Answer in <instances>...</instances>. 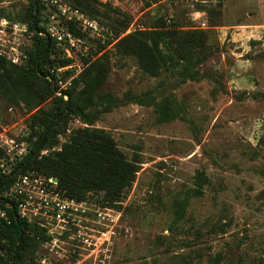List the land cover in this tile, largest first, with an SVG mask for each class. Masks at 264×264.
I'll use <instances>...</instances> for the list:
<instances>
[{"label":"rangeland","instance_id":"rangeland-1","mask_svg":"<svg viewBox=\"0 0 264 264\" xmlns=\"http://www.w3.org/2000/svg\"><path fill=\"white\" fill-rule=\"evenodd\" d=\"M98 2L102 10L110 5L131 16V33L161 18L168 26L202 32L211 56L199 68L198 80L183 83L174 73L151 77L135 59L120 58L109 47L112 70L103 91L125 103L111 110L99 107L93 127L109 133L128 158L138 155L143 163L122 208L111 209L108 228L92 218L84 230L57 237L47 233L51 239L41 246L37 262L264 264V0H162L149 8L141 0ZM27 5L28 0H0V50L19 57L22 66L29 64L34 47V33L19 20ZM49 11L45 6L41 13L46 32ZM86 15L99 22L103 35L82 30L94 57L99 44L114 36L112 20ZM69 24L63 20L62 29L69 30ZM78 59L83 71L92 62ZM77 70L58 75L66 80ZM143 94L157 101L174 95L183 119L161 123L152 106L127 103L128 96ZM36 111L0 101V126H29ZM87 126L73 118L55 150L73 130ZM202 174L206 181L193 193ZM187 197L186 216L174 225L172 205Z\"/></svg>","mask_w":264,"mask_h":264},{"label":"trees","instance_id":"trees-1","mask_svg":"<svg viewBox=\"0 0 264 264\" xmlns=\"http://www.w3.org/2000/svg\"><path fill=\"white\" fill-rule=\"evenodd\" d=\"M65 1L93 18L104 16L112 20L110 27L114 36L99 44L101 56L92 61L74 80L73 87L65 92L68 101L56 95L57 88L52 83L56 77L50 70L68 66L72 61L58 58L53 41L44 36L47 35L41 22L44 4L41 0H28L19 20L34 33V47L28 52L27 66L15 65L0 56V101L12 107L23 104L30 112L37 110L28 122L31 133L26 142L32 146V152L24 161L23 170L56 178L59 191L70 198L84 201L97 196L103 207L121 209L143 162L138 155L128 158L109 133L93 127L101 114L99 107L111 110L125 103L103 91L112 70L109 47L112 46L114 54L120 58L135 59L139 69L151 77L174 73L185 83L199 79V68L211 56L207 52V38L202 32L181 30L176 24L168 26L162 18L149 29L124 35L131 26L132 17L119 8L106 5V10H102L98 0ZM141 1L149 8L162 0ZM68 29L84 36L76 24L70 23ZM129 102L152 106L161 123L183 119L181 104L174 95L160 101L150 94L130 95ZM45 105L48 106L45 108ZM73 118L88 126L73 130L61 149L55 150L60 145L59 136ZM46 150L50 153L41 156ZM10 180L0 174V194ZM205 181V176L200 175L197 182L200 189L193 193L201 191ZM188 204L189 197L172 205L174 225L184 220ZM0 210L6 215V218L0 217V264H39L37 254L51 239L47 231L17 217L15 210L6 207L1 199Z\"/></svg>","mask_w":264,"mask_h":264},{"label":"built area","instance_id":"built-area-1","mask_svg":"<svg viewBox=\"0 0 264 264\" xmlns=\"http://www.w3.org/2000/svg\"><path fill=\"white\" fill-rule=\"evenodd\" d=\"M42 1L50 9L46 14L48 26L45 36L53 41L57 54L63 56V59L72 61L68 66L50 71L56 77V81L52 80V83L57 85L56 94L68 101L65 92L72 87L74 80L83 71V63H81L82 67L77 63L79 56L93 61L97 59L95 56L100 57L101 53H97L94 57L90 56L83 37L62 29L61 22L64 20L76 24L84 32L91 31L98 37L103 36L101 27L99 22L75 7L62 5L57 0ZM14 28L18 29L19 26L16 25ZM128 33H131V29L126 32ZM0 56L15 65L22 66L19 57L7 55L2 50ZM76 67H78L76 76L74 74L63 80L58 75L62 72L65 74L73 72ZM16 126L17 124L0 126V174L11 178L8 187L0 194L1 202L6 207L14 209L17 217L36 223L54 237L77 228L84 230V223L93 220L92 218L95 219L93 222L108 228L111 209L114 208L103 207L98 201L90 202L92 197L84 201L70 198L59 191V181L56 178L23 170V163L31 154L32 146L26 142L29 136L28 126L22 125L19 130ZM48 153L49 150L43 151L41 156H46ZM0 217L6 218L4 211L0 210Z\"/></svg>","mask_w":264,"mask_h":264}]
</instances>
